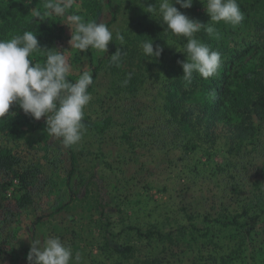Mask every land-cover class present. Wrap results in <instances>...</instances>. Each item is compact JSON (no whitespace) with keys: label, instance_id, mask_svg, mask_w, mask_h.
<instances>
[{"label":"rangeland","instance_id":"rangeland-1","mask_svg":"<svg viewBox=\"0 0 264 264\" xmlns=\"http://www.w3.org/2000/svg\"><path fill=\"white\" fill-rule=\"evenodd\" d=\"M108 2L71 0L65 15L60 16L46 15L45 0H31V3L28 0H0V24L8 19L9 5H16L17 16L26 20L36 18L40 13L44 17L41 20L50 18L56 21L59 30L54 48L64 51L72 68L69 77L73 82L82 70L93 73L96 65L100 69L90 93L92 100L84 110L82 123L88 127L83 129L82 140L75 146L80 167L76 180L73 179L76 184L73 197L66 186L65 169L62 164L54 162L59 155L55 146L51 154H46V144L51 143L44 126L46 118L35 120L26 115L17 137L0 133V147L18 154L28 164L39 163L49 179L46 188L39 187L35 191L32 204L21 217L6 222V215L0 209V264H29L27 256L31 242H43L49 237H59L70 246L74 256L78 253L80 260L76 264H144L157 258L164 264H203L219 259L225 253L226 257L229 256L231 247L234 252L238 250L237 245L242 255L248 257L242 264L249 263L250 257H255L250 259V264H264V220L250 230V236L247 232L237 236L235 232L227 237L228 233L221 232L215 240L217 247L206 242L205 246L202 245L204 241L189 225L193 222L190 218H199L194 212L205 210L204 204L199 207L196 199H188L186 195L178 197L175 185L178 172L175 168L165 170L167 165L160 166L163 157L153 140L136 127L138 118H129L132 105L134 110L143 108L153 120L158 116L157 109L145 103V98H139L132 105L124 98L118 103L121 95L116 92L117 76L108 72L105 63L118 46L123 48L129 38L136 35L139 23L144 24L151 17L159 18L154 13L148 14L146 9L155 6V0H111L116 21L109 27L114 39L107 52L91 48L84 52L71 49V29L65 24L66 15L75 13L87 22L98 20L107 25L113 18ZM237 3L244 17L250 18L253 10L248 3ZM204 5L206 0H194L188 9L174 4L189 18L201 24L205 21L204 25H207L210 17ZM260 11L264 13V3L260 5ZM117 32L125 37L123 45L115 39ZM202 32H199L200 39ZM108 109L117 113L122 110L121 114H113L115 124L110 128H106V120L112 113ZM131 125L134 130L129 131ZM217 143L214 147L208 144L197 150L202 163L210 165V160L216 156L220 159L225 142L220 138ZM16 189L11 187L4 194L0 188V207L18 196ZM190 204L193 211L184 215L181 207ZM129 226L171 234L172 242H145L135 232L128 231ZM126 245L136 248L134 255L116 252Z\"/></svg>","mask_w":264,"mask_h":264},{"label":"trees","instance_id":"trees-1","mask_svg":"<svg viewBox=\"0 0 264 264\" xmlns=\"http://www.w3.org/2000/svg\"><path fill=\"white\" fill-rule=\"evenodd\" d=\"M237 2L248 3L253 10L249 13L250 18L245 16L243 22L235 26L216 23L215 32L209 35L203 31L201 39L200 34H196L203 43L221 54L219 68L210 78L194 73L192 83L185 86L183 70L177 61L186 60V54L181 52L186 41L165 32L166 25H162L158 17L139 23L136 35L129 38L127 45L117 47L124 53L118 63L111 62V55L105 63L108 72L117 76L116 92L121 95L118 103L124 98L132 105L139 98H145V103L157 109L158 116L153 120L143 108L134 110L132 105L129 118H138L136 127L153 140L163 157L161 162L159 160L160 166L167 165L165 170L175 168L178 172L175 175L178 197L186 195L188 199H196L199 207L204 204V211L194 212L198 219L189 217L193 221L189 227L204 241L203 246L207 243L217 247L215 240L221 232L228 233L227 237L235 232L237 236L243 232L250 236V230L264 220V35H261L264 34V13L259 12L264 0ZM108 4L113 14L107 24L110 27L115 23L116 15L111 0ZM14 7L17 6L7 7L8 19L0 24V39L31 31L37 35L42 49H53L59 30L56 21L50 18L26 20L17 16ZM206 23H212L210 18ZM150 39L154 49L156 46L162 49L157 58L146 56L142 51L141 45ZM30 58L37 63L44 62L40 53H34ZM99 70L98 65L93 67L94 83ZM68 79L72 81L69 76ZM126 79L127 85L121 86ZM94 83L89 87V93ZM9 111L14 114L0 119V133L17 137L27 116L17 105H12ZM108 111L112 113L106 120V128L114 126L113 114L122 113V110L118 113ZM44 126L46 128L45 123ZM134 126L131 125L129 131L134 130ZM47 136L51 137V143L46 144V154L53 152L54 145L59 153L54 162L65 169L66 186L73 197L76 187L73 179L76 180L80 167L75 146L65 147L59 138L48 133ZM220 138L225 142L220 159L216 156L210 160V165L202 163L197 150L208 144L209 147L216 146ZM48 181L39 163L28 164L18 154L0 147V188L6 194L11 187H17L18 194L13 203L0 207L6 222L21 217L32 204L35 191L39 187L46 188ZM180 211L188 216L193 210L190 204L182 206ZM127 230L135 232L145 242H172L171 234L159 230L144 231L135 226H129ZM237 247L235 252L231 247L229 256L225 253L219 259L203 264H242L248 257L242 255L239 245ZM116 252L134 255L136 248L126 245ZM254 258L250 257L249 263L244 264H250V259ZM144 264L164 262L157 258Z\"/></svg>","mask_w":264,"mask_h":264},{"label":"clouds","instance_id":"clouds-1","mask_svg":"<svg viewBox=\"0 0 264 264\" xmlns=\"http://www.w3.org/2000/svg\"><path fill=\"white\" fill-rule=\"evenodd\" d=\"M193 2L158 0L157 3L155 0V6L146 8L148 14L159 16L160 23L166 25L165 32L185 39L181 52L186 54V60L177 61L183 70L185 86L192 83L194 73L205 79L212 77L221 63V54L203 43L196 34L203 30L211 35L215 32L216 23L235 26L245 19L237 0H206L204 8L212 22L207 25L189 18L174 6L188 9ZM70 6L71 0H45L46 15L64 16ZM36 18L44 17L37 13ZM66 21L71 29V49L84 52L91 48L106 53L109 43L113 42L112 30L102 21L87 22L75 13L66 15ZM115 39L123 45L125 37L117 32ZM141 47L143 53L150 57L157 58L162 52L159 46L154 49L151 39ZM53 49H42L37 35L31 31L0 39V119L13 115L9 110L12 105H17L35 120L46 118L47 133L59 138L63 146L73 147L81 142L83 129L88 127L82 121L84 110L92 100L88 90L94 83V77L90 70H82L75 82L69 80L72 68L64 51ZM34 53L43 55L44 62H34L30 58ZM123 54L118 48L110 56L111 62L118 63ZM127 83L126 79L121 86ZM31 244L27 256L29 264H76L80 260V255L74 256L70 246L59 237H49L43 242L33 240Z\"/></svg>","mask_w":264,"mask_h":264}]
</instances>
